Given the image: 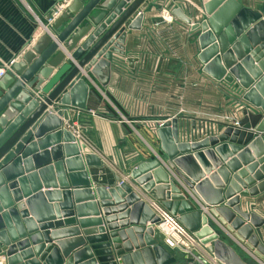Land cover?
Returning <instances> with one entry per match:
<instances>
[{"label":"water","instance_id":"95a60500","mask_svg":"<svg viewBox=\"0 0 264 264\" xmlns=\"http://www.w3.org/2000/svg\"><path fill=\"white\" fill-rule=\"evenodd\" d=\"M146 1L73 0L48 26L53 38L44 33L0 79V259L5 264L182 260V253L165 248L155 229L159 219L144 200L177 217L221 264H246L195 211L180 184L264 264V247L255 234L264 220L240 208L241 197L264 193V3L255 11L239 0H203L200 23L180 8L170 11L199 32L202 72L217 82L236 81L252 109L243 111L237 128L200 142H180L176 119L162 123L160 151L173 176L155 159L137 165L130 184L119 177L111 187L92 184L86 168H100V159L81 154L84 147L62 128L69 109L88 110L91 91L84 74L108 86L113 55L124 56L125 24L138 11L127 29H140ZM69 227L76 229L59 231ZM67 238L77 241L61 242ZM201 254L193 252L189 264H210Z\"/></svg>","mask_w":264,"mask_h":264},{"label":"crops","instance_id":"0c3cea01","mask_svg":"<svg viewBox=\"0 0 264 264\" xmlns=\"http://www.w3.org/2000/svg\"><path fill=\"white\" fill-rule=\"evenodd\" d=\"M195 1L201 3L203 0ZM72 2L0 0V68L11 67L39 37L48 34L35 18L45 26L58 5L64 4L67 8ZM152 2L147 0V8L141 12L140 29H127L138 11L125 24L124 56L113 55L108 86L102 88L84 74L91 91L88 110L78 112L69 109V121L62 125L75 136L78 145L84 147L81 154H94L100 159V168H86L92 184L111 187L116 185L115 177L130 184V172L140 163L155 159L173 176L160 151L157 135L160 124L176 119L180 142H200L217 137L228 127L237 128L238 121L243 119V111L251 110L240 98L225 92L224 87L228 83L217 82L202 72L203 66L198 60L199 32L192 31L190 26L174 18L170 23L166 22L161 14L163 10L180 8L193 23H200L201 18L195 20L188 14L182 0ZM239 3L256 11L264 0H239ZM65 26L63 24L58 32ZM238 89L243 90L239 85ZM228 101L230 105H227ZM53 107H58V101L53 103ZM232 109L234 117H231ZM180 185L195 211L208 218L213 229L225 238L243 262L262 264ZM144 201L151 207L150 201ZM240 208L264 220V193L253 198L241 197ZM68 229L76 228L59 231ZM255 234L264 247V225L255 230Z\"/></svg>","mask_w":264,"mask_h":264},{"label":"built area","instance_id":"2783aa9c","mask_svg":"<svg viewBox=\"0 0 264 264\" xmlns=\"http://www.w3.org/2000/svg\"><path fill=\"white\" fill-rule=\"evenodd\" d=\"M66 7L64 4L58 5L49 19L48 23L42 25L39 22V19L35 18L38 24H40L44 30L47 31L48 26L57 19L64 11ZM162 19L166 22H171L173 17L170 15V11L163 10L162 11ZM166 18L168 20H166ZM48 32V31H47ZM49 33V32H48ZM50 37L53 38V35L50 34ZM10 71V67L8 68H0V79ZM160 124L159 126H161ZM151 209L154 211L156 216L159 219V222L155 225V229L160 233L163 237V244L166 249L170 250L172 253L178 251L182 253L184 258L182 260L176 261L174 264H189V261L194 259L193 252L202 253V256L207 258V261L210 264H221L218 262L213 255L208 254L205 248L200 245L199 241L195 238L193 233L187 231L182 224L178 221L177 217L171 215L168 211H166L163 207H161L157 202L151 200ZM0 264H5L4 259H0Z\"/></svg>","mask_w":264,"mask_h":264},{"label":"rangeland","instance_id":"374dc122","mask_svg":"<svg viewBox=\"0 0 264 264\" xmlns=\"http://www.w3.org/2000/svg\"><path fill=\"white\" fill-rule=\"evenodd\" d=\"M183 1V3L186 5V10H187V12H188V14H190L191 16H194L193 18L195 19V20H199L200 18H201V20L202 21H204V18H205V13H204V10H203V1L200 3H198L197 1H195V0H182ZM201 21V22H202ZM222 82H224V81H222ZM224 83H226V82H224ZM235 83H236V81H234L232 84H228V86L225 88L224 87V90H225V92H229V93H232V95H234L235 97H237L238 99L240 98L242 101H244L243 99H242V97H243V94H244V92L245 91H239V89H238V85L239 84H237V85H235ZM231 95V94H230ZM245 102V101H244ZM227 103V105H230V103L231 102H226ZM246 103V102H245ZM247 104V103H246ZM248 105V104H247ZM249 106V105H248ZM232 107H234V106H232ZM249 108L251 109V107L249 106ZM248 108V109H249ZM252 110V109H251ZM250 110V111H251ZM234 110L232 109L231 110V117H234L235 115L233 114L234 112H233ZM79 145H81V144H79ZM65 241H67L68 243H71V245H73V244H75L76 243V241H77V238L75 239V238H67V240H65Z\"/></svg>","mask_w":264,"mask_h":264},{"label":"bare ground","instance_id":"6f19581e","mask_svg":"<svg viewBox=\"0 0 264 264\" xmlns=\"http://www.w3.org/2000/svg\"><path fill=\"white\" fill-rule=\"evenodd\" d=\"M166 20H168V19L166 18Z\"/></svg>","mask_w":264,"mask_h":264}]
</instances>
